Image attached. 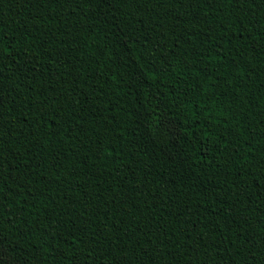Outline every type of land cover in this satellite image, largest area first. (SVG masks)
Returning <instances> with one entry per match:
<instances>
[{
  "label": "trees",
  "instance_id": "obj_1",
  "mask_svg": "<svg viewBox=\"0 0 264 264\" xmlns=\"http://www.w3.org/2000/svg\"><path fill=\"white\" fill-rule=\"evenodd\" d=\"M0 247L264 264V0H0Z\"/></svg>",
  "mask_w": 264,
  "mask_h": 264
},
{
  "label": "snow or ice",
  "instance_id": "obj_2",
  "mask_svg": "<svg viewBox=\"0 0 264 264\" xmlns=\"http://www.w3.org/2000/svg\"><path fill=\"white\" fill-rule=\"evenodd\" d=\"M7 256V251L3 247H0V264H12L10 260L6 259Z\"/></svg>",
  "mask_w": 264,
  "mask_h": 264
}]
</instances>
